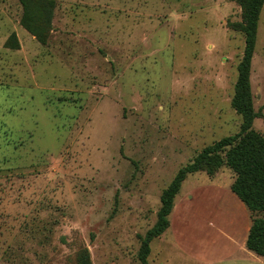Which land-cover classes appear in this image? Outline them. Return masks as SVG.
I'll list each match as a JSON object with an SVG mask.
<instances>
[{"label": "rangeland", "instance_id": "1", "mask_svg": "<svg viewBox=\"0 0 264 264\" xmlns=\"http://www.w3.org/2000/svg\"><path fill=\"white\" fill-rule=\"evenodd\" d=\"M240 1L0 0V264H78L83 249L92 264H140L161 193L241 130ZM250 82L264 137V6ZM207 181L188 176L178 207ZM194 205L149 264L197 262L187 254L209 239Z\"/></svg>", "mask_w": 264, "mask_h": 264}, {"label": "trees", "instance_id": "2", "mask_svg": "<svg viewBox=\"0 0 264 264\" xmlns=\"http://www.w3.org/2000/svg\"><path fill=\"white\" fill-rule=\"evenodd\" d=\"M244 11L242 24L229 25L234 32L245 35V52L238 66V81L232 107L242 117L240 132L206 147L186 167L180 169L170 185L161 194V207L154 227L141 239L138 259L140 264H149L151 244L160 238L170 227L169 217L183 183L189 175L204 172L215 176L225 167L235 175L232 192L255 218L248 237L247 247L258 256L264 257V137L253 130L254 122L261 117L253 105L251 91V66L257 42V31L264 0H241ZM213 166V168H211ZM78 264H92L87 249L80 251Z\"/></svg>", "mask_w": 264, "mask_h": 264}, {"label": "crops", "instance_id": "3", "mask_svg": "<svg viewBox=\"0 0 264 264\" xmlns=\"http://www.w3.org/2000/svg\"><path fill=\"white\" fill-rule=\"evenodd\" d=\"M197 174L207 175L204 172ZM220 176L218 173L213 177L207 175L206 183L210 185L205 183L199 189L187 192L181 198L179 207L175 200L173 212L169 217L170 227L166 231H169L166 239L164 241L162 239L165 232L159 239L154 240L160 242L159 255L163 253V250L170 248L171 237L176 231L173 228L175 223H181L186 216L185 221L190 224L195 223L198 216L193 214L192 210L190 213L188 211L189 206L195 204L193 209L200 211L203 222H206L209 243L206 241L207 246L197 250L195 254L192 252L187 254L188 257L197 261L189 264H264V257L258 256L247 247L253 221L255 218H262V215L252 214L232 192L235 177L230 184L226 185L225 182H221V179L216 181ZM202 194L204 196L201 198Z\"/></svg>", "mask_w": 264, "mask_h": 264}]
</instances>
